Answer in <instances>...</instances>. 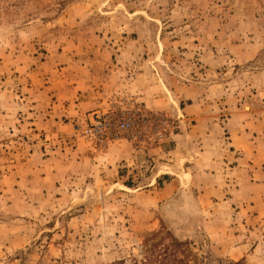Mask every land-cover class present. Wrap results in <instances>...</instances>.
<instances>
[{"label": "rangeland", "instance_id": "obj_1", "mask_svg": "<svg viewBox=\"0 0 264 264\" xmlns=\"http://www.w3.org/2000/svg\"><path fill=\"white\" fill-rule=\"evenodd\" d=\"M262 124L264 0H0V264H264Z\"/></svg>", "mask_w": 264, "mask_h": 264}, {"label": "crops", "instance_id": "obj_2", "mask_svg": "<svg viewBox=\"0 0 264 264\" xmlns=\"http://www.w3.org/2000/svg\"><path fill=\"white\" fill-rule=\"evenodd\" d=\"M239 135H240V132L238 131V133H236L235 135H232V137H231L232 138V141L231 142H228L229 145H230V147H235V145H239V146H237V148L235 147V150H230L231 152H234V154H235V157L233 159L236 162V165H234L233 167H231L230 169H228V171H230V170H232L234 168L233 169L234 170L233 172H235V174L237 175V177L234 178L235 185H239L240 184L239 182H237L238 180H240V178L238 177V175H240L242 173H245L248 177H251L252 176V178H253V175L255 176V175L258 174V178L260 179V181L255 182L254 185L262 186V185H264V166H262L261 169H259L258 166L254 165V162H253L252 159L250 161H248V160H244L241 157H238V154L242 151V148H239L240 147V144H237L238 142H240V140L238 138H242L243 139V140L241 139L242 141L247 140V138L244 137V135H240V136ZM261 135L264 137V124H262ZM263 141L264 140H262V144L261 143L260 144L258 143L256 146H254L253 142L251 140H249V142L252 143V146L251 147H252L253 150H255V147L256 148H262V151L264 152V142ZM237 150H238V152H237ZM241 154H244V152H241ZM255 155H256V152H255ZM244 161H245V164L247 165V167L239 168V165L240 164L244 166ZM259 162L260 163H264V156L260 159ZM230 173H232V172H230ZM224 177H226V176H224ZM244 177L245 176H243V178ZM253 180H255V178H253ZM230 184H226L227 187H229ZM235 189L236 190H242L243 188L241 186H235Z\"/></svg>", "mask_w": 264, "mask_h": 264}, {"label": "trees", "instance_id": "obj_3", "mask_svg": "<svg viewBox=\"0 0 264 264\" xmlns=\"http://www.w3.org/2000/svg\"><path fill=\"white\" fill-rule=\"evenodd\" d=\"M181 244L175 238H171V241L164 245L162 249L150 250L140 259L131 258L127 260L121 258L109 264H185L183 259L176 256V250L180 248Z\"/></svg>", "mask_w": 264, "mask_h": 264}, {"label": "built area", "instance_id": "obj_4", "mask_svg": "<svg viewBox=\"0 0 264 264\" xmlns=\"http://www.w3.org/2000/svg\"><path fill=\"white\" fill-rule=\"evenodd\" d=\"M130 126H132V122L130 120H119L113 127L123 131L128 129ZM111 127V120L107 119L104 122H96L95 128L88 129L87 131L90 133V135L101 141L104 136L107 139L106 136L111 135Z\"/></svg>", "mask_w": 264, "mask_h": 264}]
</instances>
